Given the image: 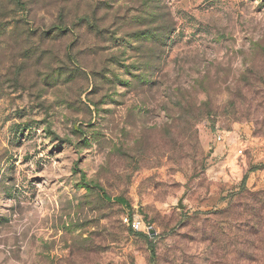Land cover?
<instances>
[{
	"label": "rangeland",
	"instance_id": "374dc122",
	"mask_svg": "<svg viewBox=\"0 0 264 264\" xmlns=\"http://www.w3.org/2000/svg\"><path fill=\"white\" fill-rule=\"evenodd\" d=\"M0 264H264V0H0Z\"/></svg>",
	"mask_w": 264,
	"mask_h": 264
},
{
	"label": "built area",
	"instance_id": "2783aa9c",
	"mask_svg": "<svg viewBox=\"0 0 264 264\" xmlns=\"http://www.w3.org/2000/svg\"><path fill=\"white\" fill-rule=\"evenodd\" d=\"M215 130H216L217 140L221 141L223 139V134L219 130L218 125L215 126ZM124 222H125V224H127L130 228H132L135 231L144 230L141 220L139 218L133 216L131 213H128L125 215Z\"/></svg>",
	"mask_w": 264,
	"mask_h": 264
},
{
	"label": "trees",
	"instance_id": "16d2710c",
	"mask_svg": "<svg viewBox=\"0 0 264 264\" xmlns=\"http://www.w3.org/2000/svg\"><path fill=\"white\" fill-rule=\"evenodd\" d=\"M93 186H94V187H97V188H100V189L102 190V192H103V197H104L106 200H110V199H111V198L106 194V192L103 191V189L101 188V186H99V185H97V184H93ZM113 200H114L115 202H118V203H124V200H123L122 198H114ZM131 230H133V229L131 228ZM133 231L136 232V233H140V232L135 231V230H133ZM141 235L144 236V237H146V238H149L148 234L141 233Z\"/></svg>",
	"mask_w": 264,
	"mask_h": 264
},
{
	"label": "water",
	"instance_id": "95a60500",
	"mask_svg": "<svg viewBox=\"0 0 264 264\" xmlns=\"http://www.w3.org/2000/svg\"><path fill=\"white\" fill-rule=\"evenodd\" d=\"M151 234H153V232H151Z\"/></svg>",
	"mask_w": 264,
	"mask_h": 264
}]
</instances>
